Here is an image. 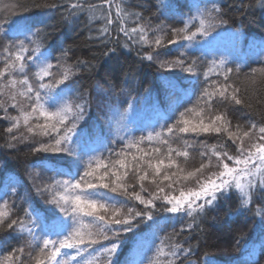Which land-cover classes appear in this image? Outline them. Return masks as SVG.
Returning a JSON list of instances; mask_svg holds the SVG:
<instances>
[{"label": "snow or ice", "instance_id": "snow-or-ice-1", "mask_svg": "<svg viewBox=\"0 0 264 264\" xmlns=\"http://www.w3.org/2000/svg\"><path fill=\"white\" fill-rule=\"evenodd\" d=\"M256 4L264 8V0H256ZM41 7L63 8L62 15L67 16L91 14V19L103 22L96 39L119 45L122 34L126 38L125 48L139 45L140 49L145 46L152 49L138 53L142 60L150 62L155 61L159 55L156 49L163 46L164 37L170 33L167 44H179L184 50L174 60H161L159 67L170 71L179 69L202 83L195 104L184 108L174 118L169 117L159 131L153 129L139 138L129 133L117 136L114 142H120L119 150L103 146L108 156L102 151L96 155L100 149L91 150L90 155L78 127L85 119L89 94L72 87L71 81L79 72L90 71L93 65L85 60L69 64L67 50L52 62V57L42 50V39L40 44L35 39L43 36L44 29L24 17L32 8ZM113 7V0H103L100 4L89 0L49 4L45 0L43 4L32 3L31 6L16 0L0 9V40L6 41L0 52L3 59L0 110L4 113L2 119L9 122L5 129L8 147H16L13 142L19 138L13 132L19 130L23 122L29 134L44 138L36 141L31 151L51 154L34 166L44 172H54L56 176H67V179L50 176L43 186L35 187L37 195L47 193L59 213L54 212L51 222L44 223L39 232L36 231L39 217L34 219V212L25 208L23 216L13 218L15 201L10 203L3 199L0 202V226L6 225L23 241L0 254V264H115L113 258L120 249L121 236L133 233L140 224L154 223L155 213L159 211L172 214L173 220L178 214L186 215L190 221L182 225L179 232L174 227L172 237L161 238L149 264H183L194 253L192 246L185 247L186 241H178V237L184 232L191 233L207 210L229 199L235 190L239 194L237 212H251L254 194L264 193V112L255 110L249 97L250 90L264 85V59L260 60L259 68H250L247 73H243L240 64L230 67L224 58L207 61L202 81L203 62L197 57L188 59V49L193 42L204 38L209 43L218 29L229 26L230 18L223 5L212 0L210 6H197L195 14L182 21L183 27L157 24L155 28L150 20L144 23L140 13L128 12L120 4L115 5L113 16ZM248 7L251 5L241 0L236 12L242 16ZM4 12L8 14L3 15ZM130 19L134 27L127 26ZM113 31L117 33L114 40ZM155 33L163 35H156L153 40L150 34ZM115 51L110 48L105 55ZM257 102H264V97ZM218 105L226 110L220 111ZM132 107L129 102V108ZM229 108L246 116L245 122L233 128ZM9 109L18 114L10 115ZM124 119L125 115H121L120 120ZM213 134L218 143L201 145L199 167L187 170L182 166L181 158L186 164L190 156L188 149L192 147L188 138ZM178 140H183L182 148L173 147ZM64 160L69 164L67 171L57 167ZM36 175L39 177L41 173ZM130 179L139 185V191L135 184L129 183ZM145 182L156 186V191L147 197L141 194L147 191ZM188 184L192 186L186 187ZM102 190L122 191L126 199L117 200ZM15 193L13 187L12 194ZM132 201L135 203L128 206ZM254 214L264 220V205Z\"/></svg>", "mask_w": 264, "mask_h": 264}, {"label": "trees", "instance_id": "trees-1", "mask_svg": "<svg viewBox=\"0 0 264 264\" xmlns=\"http://www.w3.org/2000/svg\"><path fill=\"white\" fill-rule=\"evenodd\" d=\"M15 2L16 0H0V9ZM20 2L31 6L32 3L43 4L45 0H20ZM53 2L61 3L63 0H47L49 4ZM89 2L100 4L103 0H89ZM216 2L223 5L224 11L228 14L229 26L218 29L209 43L205 42L204 38H200L188 49L189 61L192 57H197L203 62L200 72L201 81L207 61L228 59L230 67L234 68L236 64H240L243 73H247L250 68H259L260 60L264 59L259 48H264V8L256 4V0H243L244 4H250L251 7L243 10L241 16L236 12L241 0H216ZM211 3L212 0H113L112 14L115 16V5L120 4L128 12L140 13L144 23L150 20L153 28L157 24L183 27L182 21L195 14L197 6H210ZM62 13H64L63 8L52 10L41 7L32 8L30 12L24 14V17L29 23L44 29L43 36L35 39L37 44H40L42 39V50L52 57L53 63L56 57L61 56L62 51L67 50L69 64L75 65L77 60H85L93 65L90 71L79 72L71 81L72 87L78 88L82 94L86 91L89 94L85 119L78 127L81 140L90 155L91 150L100 149L95 152L96 155H100L102 151L104 156H108L109 153L103 146L107 145L108 148L119 150L120 142H114L117 136L129 133L132 137L139 138L153 129L159 131L169 117L174 118L184 108L195 104L199 89L203 87L202 83H198L196 77L179 69L170 71L159 67L161 60H174L179 56L180 51L184 50L179 44H167V40L171 38L170 33L164 37L163 46L156 49L159 55L155 61L150 62L142 60L138 53L143 54L152 49L147 46L140 49L139 45L125 48L123 43L126 38L122 34L119 45L111 42L102 43L96 39L97 30L103 24L100 19H91L89 13H81L78 16H67ZM7 14V12L3 13V15ZM96 15L99 17L100 13L97 12ZM127 26L134 27L133 20H128ZM116 34L113 31V40ZM156 35L163 34H150V38L154 40ZM225 38L227 47L224 48L220 46V42ZM231 38L234 39V43ZM5 42L0 40V52ZM110 48H115L116 51L106 56L105 53ZM217 48L222 50L221 55L213 53ZM252 54L256 57L249 56ZM2 67L3 59L0 58V68ZM249 97L253 108L258 112H264V102H257L258 98L264 97V85H258L255 91L250 90ZM129 102H132V108H129ZM218 107L220 111L226 110L223 106L218 105ZM227 110L233 128L245 122L246 116L241 115L240 112H233L230 108ZM9 113L18 114L13 109H9ZM128 113L134 114L132 118H127ZM121 115H125L123 121L120 120ZM3 116L4 113L0 110V202L3 199H8L10 203L15 201L13 218L23 216L25 208L34 212L33 218L39 217L36 227V231L39 232L44 223L51 222L54 212L59 215L55 206L50 203L47 193L37 195L35 191V187H41L48 182V177L56 176L54 172H44L34 166L39 164L43 157L51 154H34L31 151L33 144L44 138L29 134L23 122L19 130L13 132L19 138L18 141L13 142L16 147H8V134L5 129L9 126V122L2 119ZM23 137L28 139L25 140ZM183 143V140H178L173 147L182 148ZM188 143L192 145L188 149L190 156L186 164L181 158V163L187 170H193L201 163L199 154L202 150L201 145L203 143L209 146L215 145L218 140L214 134L190 136ZM84 159L86 161L88 157L85 156ZM57 167L67 171L68 161L60 162ZM38 172L41 173L39 177L36 175ZM56 179H67V176H56ZM129 183L135 184V181L130 179ZM191 186L192 184L186 185V187ZM13 187L16 189L15 194H12ZM144 187L147 191L141 194L145 197L150 192L156 191V186L149 182H145ZM135 189L140 190L138 184H135ZM102 191L117 200L126 199L122 191L116 193L109 190ZM5 193L8 195L5 196ZM175 194L178 195V192ZM133 203L135 202H129L128 206H132ZM157 203L159 205V201ZM261 205H264V193L256 192L252 211L237 212L239 194L233 190V195L229 199L220 201L217 207L207 210L197 220L191 233L184 232L178 237V241H186L185 247L190 244L194 253L185 259L183 264H206V262L207 264H264V220L254 214ZM189 221L190 218L186 215L178 214L173 220L172 214L163 211L155 213L154 223L140 224L133 233L121 236L120 249L113 258L115 264H149L161 238L172 237L174 227L179 232L181 226H186ZM21 243L23 241L17 233L8 230L6 225L0 226V254L10 251ZM27 252L26 248V258Z\"/></svg>", "mask_w": 264, "mask_h": 264}, {"label": "rangeland", "instance_id": "rangeland-1", "mask_svg": "<svg viewBox=\"0 0 264 264\" xmlns=\"http://www.w3.org/2000/svg\"><path fill=\"white\" fill-rule=\"evenodd\" d=\"M232 39V42L234 43L235 41H234V39L233 38H231ZM220 46L221 47H227V44H226V38L223 40V41H221L220 42ZM238 48H240L239 46H238ZM260 48V54H262V57L264 56V48H261V47H259ZM227 50V49H226ZM258 51V50H257ZM221 52H222V50L221 49H219V48H217V49H215L214 50V54L215 55H221ZM250 57H252V58H254V57H256L255 55H249ZM224 57V56H223ZM226 57L228 58V56L226 55ZM228 60V59H227ZM33 71H34V69H33ZM133 113H135L134 111H132ZM133 113H128V115H127V118L128 119H130V118H132V116L134 115Z\"/></svg>", "mask_w": 264, "mask_h": 264}]
</instances>
